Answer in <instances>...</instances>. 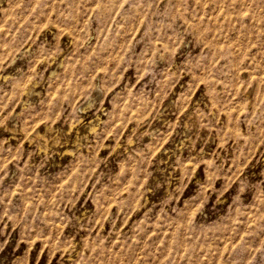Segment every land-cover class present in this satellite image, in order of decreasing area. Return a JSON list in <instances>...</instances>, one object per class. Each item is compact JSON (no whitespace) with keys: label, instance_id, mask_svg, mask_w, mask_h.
<instances>
[{"label":"rangeland","instance_id":"rangeland-1","mask_svg":"<svg viewBox=\"0 0 264 264\" xmlns=\"http://www.w3.org/2000/svg\"><path fill=\"white\" fill-rule=\"evenodd\" d=\"M0 264H264V0H0Z\"/></svg>","mask_w":264,"mask_h":264},{"label":"bare ground","instance_id":"bare-ground-1","mask_svg":"<svg viewBox=\"0 0 264 264\" xmlns=\"http://www.w3.org/2000/svg\"><path fill=\"white\" fill-rule=\"evenodd\" d=\"M96 121H97V120H96ZM90 127H91V128H90V130H89V131H90L91 133H93V132L96 130V128H95V126H93V127H92V126H90ZM87 135H88V134H87Z\"/></svg>","mask_w":264,"mask_h":264}]
</instances>
